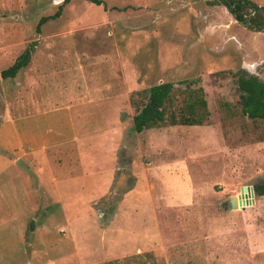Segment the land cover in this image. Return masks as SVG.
I'll return each instance as SVG.
<instances>
[{
  "label": "rangeland",
  "instance_id": "rangeland-1",
  "mask_svg": "<svg viewBox=\"0 0 264 264\" xmlns=\"http://www.w3.org/2000/svg\"><path fill=\"white\" fill-rule=\"evenodd\" d=\"M64 1L0 0V71L35 45L0 81V264H264V195L229 208L264 181L234 74L264 79V32L217 0ZM183 80L203 123L134 131L132 93L173 82L177 111Z\"/></svg>",
  "mask_w": 264,
  "mask_h": 264
},
{
  "label": "trees",
  "instance_id": "trees-1",
  "mask_svg": "<svg viewBox=\"0 0 264 264\" xmlns=\"http://www.w3.org/2000/svg\"><path fill=\"white\" fill-rule=\"evenodd\" d=\"M69 0H65L64 3ZM94 4H103V0H88ZM225 5L234 19L249 30L264 32V6L253 0H217ZM62 5L52 15L39 19L36 30L51 18L61 14ZM34 43L27 47L16 57L14 62L0 71L1 79L13 78L30 61L34 51ZM238 85L241 110L251 119H264V79L240 67L234 72ZM188 92L184 96V108L177 111L171 108L174 104V83L162 82L151 85L149 88L134 91L131 103L136 110L132 119V128L136 132L157 127L163 124L201 125L206 118L207 103L201 86L190 87L192 81L183 80ZM256 195H264V181L253 185Z\"/></svg>",
  "mask_w": 264,
  "mask_h": 264
},
{
  "label": "water",
  "instance_id": "water-1",
  "mask_svg": "<svg viewBox=\"0 0 264 264\" xmlns=\"http://www.w3.org/2000/svg\"><path fill=\"white\" fill-rule=\"evenodd\" d=\"M17 163H19L20 165H22L23 167L26 168V170L28 171V173L33 174L31 172V168L22 160V159H18ZM241 193H242V197L241 200L237 201V197L234 195L230 198L229 200V208L230 209H234V208H238V207H243L246 205H249L251 203H253V196H254V189L253 186H243L241 188Z\"/></svg>",
  "mask_w": 264,
  "mask_h": 264
},
{
  "label": "flooded vegetation",
  "instance_id": "flooded-vegetation-1",
  "mask_svg": "<svg viewBox=\"0 0 264 264\" xmlns=\"http://www.w3.org/2000/svg\"><path fill=\"white\" fill-rule=\"evenodd\" d=\"M252 31V30H251ZM255 32V31H254ZM256 32H260V31H256Z\"/></svg>",
  "mask_w": 264,
  "mask_h": 264
}]
</instances>
